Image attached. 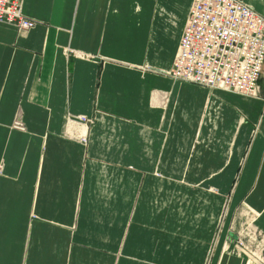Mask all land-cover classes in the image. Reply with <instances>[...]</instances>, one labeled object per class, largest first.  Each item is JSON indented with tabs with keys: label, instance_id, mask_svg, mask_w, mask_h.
Segmentation results:
<instances>
[{
	"label": "crops",
	"instance_id": "1",
	"mask_svg": "<svg viewBox=\"0 0 264 264\" xmlns=\"http://www.w3.org/2000/svg\"><path fill=\"white\" fill-rule=\"evenodd\" d=\"M193 1L22 0L35 28L0 23V264H205L227 197L211 264H245L229 242L264 264V94L167 74Z\"/></svg>",
	"mask_w": 264,
	"mask_h": 264
},
{
	"label": "built area",
	"instance_id": "2",
	"mask_svg": "<svg viewBox=\"0 0 264 264\" xmlns=\"http://www.w3.org/2000/svg\"><path fill=\"white\" fill-rule=\"evenodd\" d=\"M0 23L19 32L37 25L24 15L22 0H0ZM263 70L264 17L239 0H194L171 78L259 98ZM81 141L86 143V136Z\"/></svg>",
	"mask_w": 264,
	"mask_h": 264
},
{
	"label": "rangeland",
	"instance_id": "3",
	"mask_svg": "<svg viewBox=\"0 0 264 264\" xmlns=\"http://www.w3.org/2000/svg\"><path fill=\"white\" fill-rule=\"evenodd\" d=\"M169 73L170 72H167V74H169ZM259 87H260V89H259L260 90L259 98H260L264 94V70L262 72V75H261V78L259 81ZM13 127L17 130H20V131L25 130L24 124L20 118L16 119ZM193 189L195 190L196 188L194 187ZM208 190L211 194H218L219 193L218 190L214 187H210ZM224 203H225L224 207H223L224 209H223V212H222L221 217H220L219 225H218L217 230H216V235L214 236V240L212 242V245H211V248L209 251L208 260L205 264H211V259L214 255V252H215L216 241L218 240L220 233H221L222 224H223L222 222L227 216L228 207L230 205V198H228V197L225 198ZM192 206L197 210V212L200 211V206H199L198 200H196V202L194 204H192ZM197 218H198V215H197ZM232 246L233 245L231 244V242H229L228 246H226V248H225V251L229 252L230 254H234L236 256L243 258V261L245 264H254V259H255L254 256H251L250 254H247V253L239 250V248L236 247L237 245H234L233 247Z\"/></svg>",
	"mask_w": 264,
	"mask_h": 264
},
{
	"label": "bare ground",
	"instance_id": "4",
	"mask_svg": "<svg viewBox=\"0 0 264 264\" xmlns=\"http://www.w3.org/2000/svg\"><path fill=\"white\" fill-rule=\"evenodd\" d=\"M224 91V90H223ZM228 92V91H227ZM75 122V121H74ZM85 130V129H84ZM82 131V130H81ZM82 134V133H81ZM89 135V134H88ZM71 138V137H70ZM81 139V138H80Z\"/></svg>",
	"mask_w": 264,
	"mask_h": 264
},
{
	"label": "water",
	"instance_id": "5",
	"mask_svg": "<svg viewBox=\"0 0 264 264\" xmlns=\"http://www.w3.org/2000/svg\"><path fill=\"white\" fill-rule=\"evenodd\" d=\"M232 237H233V235H231ZM234 238H236L235 236H234Z\"/></svg>",
	"mask_w": 264,
	"mask_h": 264
}]
</instances>
